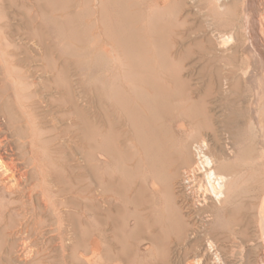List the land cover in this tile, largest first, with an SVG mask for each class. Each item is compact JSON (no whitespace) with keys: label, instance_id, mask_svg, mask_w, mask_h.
I'll return each instance as SVG.
<instances>
[{"label":"bare ground","instance_id":"obj_1","mask_svg":"<svg viewBox=\"0 0 264 264\" xmlns=\"http://www.w3.org/2000/svg\"><path fill=\"white\" fill-rule=\"evenodd\" d=\"M95 1L98 4L96 10L93 9ZM190 1L198 11L206 10L215 25L188 27L184 26L186 20L157 23L153 29L154 46L149 53L155 76L150 85L137 88L143 103L150 106H164L170 112L175 103L186 105V122L179 125L178 130L191 133L192 138L198 136V139L182 147L179 153L164 142L154 141L138 111L121 93L122 89L105 90L104 99L100 98L101 87L100 90L96 88L98 98L95 100L92 98L94 90L83 87L85 104L79 105L76 88L68 81L69 60L62 58L57 76H61L64 83L58 84L55 79V89L50 88L49 92L55 100L66 103L62 118L69 120L70 124L65 132L70 135L67 136L79 151L82 162H72V147L70 154L66 151L63 156L59 149L51 154L47 150L45 164L48 170L44 172L43 168H38L39 178L42 185L47 184L46 188L55 187L54 191L49 188V192L51 190L50 194L56 200L46 197L49 193H45L43 186L40 194L36 192L39 195L35 202L33 193L39 185L28 186V172L14 166L10 137L7 136L9 127L14 131L17 129L20 116L17 117L13 106L8 104L7 95L0 94V190L11 196V204L19 206L10 209L9 219L5 220L0 235L6 264H52V252L56 247L63 253L62 264H179L185 259V264H241L235 261L236 249L227 254V246H221L215 237L221 234L226 242L230 236L227 233L233 232L231 226H246L250 218L244 213L246 208L249 209L248 205L246 207L237 198L230 203V193L242 172L239 162L248 161L250 153L245 150L239 161L233 147L245 130L242 115L249 101L252 126L264 143V9L262 3L257 5V0ZM13 5L16 7L15 3ZM28 5L29 8L22 5L26 23L34 33L42 36L46 35V26L53 38L79 43L81 24L91 32L98 29V37L105 31L110 33L109 14H106L102 0H29ZM14 6L0 3V11ZM112 6L119 10L111 15L119 23L116 26L118 37L115 44L101 37L103 49L100 51L97 43L92 60L98 57L101 65L107 64L102 56L108 51L106 45L112 50L127 45L136 55L134 60L131 59L132 64L140 69L146 68L148 58L141 53L144 49L142 32L129 17L131 0H115ZM240 7L243 11L239 19ZM94 14H98L95 22L91 20ZM220 15L229 25H234L235 30L243 29L245 53L235 45L227 59L235 70L224 82L231 97L227 100L229 112L219 124L212 119L208 105L213 89L220 87L223 78L216 51L230 47L239 38V33L226 32L229 25H220L217 21ZM4 28L8 32L5 24ZM199 32L202 34L194 38L197 41L194 45L201 53L197 62L205 87L201 97L193 100L188 80L190 74L186 69L192 59V48L182 42L186 43L190 35ZM200 38L202 42L198 41ZM80 63L84 65L82 61ZM248 63L250 67L247 69ZM237 70L241 71L240 75ZM147 113L150 117L154 115L151 107ZM141 151L145 164H141ZM164 151L168 155L164 154L166 159L173 162L168 172L174 177L164 184V192L160 193L156 183L143 177L140 170L145 167L149 174H165L168 162L162 155ZM177 174L181 176L180 180L175 177ZM238 194L240 198L241 194ZM156 196L160 197L159 202ZM26 202L31 206L30 212L26 211ZM229 205H232L231 210L227 209ZM48 212L54 216V221ZM258 215L263 221L259 240L262 248L255 264H264V201ZM54 232L57 233L55 238L48 236ZM187 235H191V241ZM175 244L178 252H175ZM189 246L196 247L191 257H188Z\"/></svg>","mask_w":264,"mask_h":264},{"label":"rangeland","instance_id":"obj_2","mask_svg":"<svg viewBox=\"0 0 264 264\" xmlns=\"http://www.w3.org/2000/svg\"><path fill=\"white\" fill-rule=\"evenodd\" d=\"M9 1L11 0H0V3L3 4L6 3L7 5H10L12 3V6H14L13 3H15L16 5V7H8L9 9L7 8L5 11L3 10L5 15L2 11H0V94H3L5 96L7 95L6 99L8 100V104L13 106L15 112L17 113V117L20 116L18 117L19 123L16 125L17 129L14 131L13 128L9 127L7 130L8 132L6 131L7 136L10 137L7 138L8 141L10 140L9 143L13 152H11V154L14 155H12L14 159L13 164L16 169H24L28 172V186L31 187L35 184L39 185L38 187H36L37 190H35V192L33 193V199L35 202L36 197H38V195L40 194L41 187L43 188L44 186L41 184L38 168H43L44 172L48 170V167L45 164L48 154H51V152H54V150L56 149L61 150L62 156L63 153H66V151L68 154H70L69 151L72 147V162H82L79 151L76 150V146L74 147L72 143L73 141L71 142L70 137L68 138V136L70 135L65 132V129L70 124L69 120H65L62 118V115L66 109V103H64L62 100H55L54 97H52V94L49 92L50 88L53 90L55 89V79L57 80L56 83L58 84L64 83L61 76H57L59 71L61 70L62 58L69 60V63L67 65L68 81L71 85L74 86V88H76V100L79 105L85 104V97L83 93L84 88H92L94 90L93 96L95 98L91 96L92 94L89 96L95 100H97L96 98H98V91L96 92V90H100L99 87H101V89L103 90L100 91V93H102L100 98L104 99L105 90L110 88H119L120 90L122 89L121 93L128 100L132 108H134L135 111H138V113L142 117V121L148 127V132H150L151 137L157 143L162 144L164 142V144H168V146H170V148L174 152L179 153L182 147L198 139V136L192 138L191 133L178 130L179 125L185 124L186 122V115H184V107L186 105L183 102L175 103L169 112L168 109L164 108V106H150L147 103H143L142 99L139 96L140 94H138L137 92V88H145L147 85H150V83L152 82L151 80L155 76L151 70L152 58H149L151 47L152 45L154 46L153 29L155 25L157 23L166 24L167 22H169V20L177 23L182 22V20H186V24H184V26L187 25L188 27H207L208 24H214L216 22L211 17L207 16L206 10L198 11L196 7H193L194 3H192L190 0H181L184 5L186 4L185 6L179 0H131L132 6L129 7L131 15H129V17L131 18V21L142 32V43L144 49H142L141 53L144 57H146V59L148 58V66H145L146 68L143 67L142 69H140L132 64L133 62L131 61V59L134 60L136 55L132 53L133 50L131 49V46L127 45L123 46L122 49H119L117 47L113 50L109 45H106L105 48L108 51L102 54V56L106 58L105 60L107 61V64L105 63L101 65V63L99 62L100 59H98V57L93 56L95 58H93V60L95 61L92 60V55L94 54L92 51L96 49V44L98 43V48L100 51L101 49H103V42L101 41V37L104 39H108L109 43H114L115 39L118 37V34L116 33V26L119 23L117 24L116 20L111 17L113 11H119L116 8L114 9L112 6V3L115 0H102L104 8L106 10V14H109V31L111 34L105 31L103 33H100L101 37H98V29L94 28L91 32V30L88 31L87 26L81 24L79 43L67 42L66 40L53 38V36L50 34V30H47L49 28L46 26H43L46 31L45 36H42L37 32L34 33L35 31H32L31 26L27 25L24 16L25 12L22 9V5L28 6V8L30 7L28 5L29 0H13L14 2ZM258 2L263 4L262 8L264 9V0H257V5ZM97 5V1H95L93 9L96 10ZM182 5L184 8L182 7ZM257 5L256 8H258ZM241 7L239 8V14L237 16L239 17V19L241 18V12L243 11ZM97 17L98 14H94L91 20L95 22L97 20ZM224 20L225 18H223L222 15L217 18V21L221 26H228L229 24ZM4 24L6 25L8 32H6ZM226 29L227 33H232L233 35L239 33V38L238 41H234V43L230 47L226 49H218L216 51L220 61L218 62V65L221 68L223 78L220 87L213 89L212 94L210 95V98L208 100V105L211 111L212 119L214 118V121L218 122L219 124L223 122V120L225 119L224 117L227 116L226 114H228L229 112L227 110V103L231 97L230 91L228 90L229 87L228 85L225 86L224 82L226 79H229L228 74L231 73L232 70H235L234 66L228 64L227 59H229V57L232 55L237 45L240 46V50L243 51V54L245 53L243 49V45L245 42L243 29L240 27L239 30H235L236 27L234 25H229L228 27H226ZM201 34L202 32L197 33V35H190L186 43L182 42L184 46H187L189 44L192 48V59L190 64H187L186 69L188 71V75L190 74L188 80L190 82V93L191 97H193V100H198L201 97L205 87V79L202 78L199 73L200 66L197 62L198 57L201 56V53L197 46L194 45V43L197 42L194 40V38H198ZM110 36L113 39L109 38ZM198 41L202 42L201 38ZM178 44L182 45L181 42H178ZM46 47L49 49L46 50ZM80 61H82L84 65H82ZM249 67L250 64L248 63L246 65V68L248 69ZM101 73H104V75H102ZM236 73L240 75L241 71L237 70ZM99 75L100 77H98ZM145 75L149 80L145 78ZM245 85L248 86V84L246 83ZM130 90L134 91L131 92ZM94 103L96 102L94 101ZM245 106L246 107L242 115L243 123L241 122L245 130L238 137V142L235 141L236 143L234 144L233 149L234 153L239 158V161L245 150L250 153L247 157L248 161L246 160V162H239V169H241L242 172L240 171L239 177L236 181V185L233 186L230 193V203L236 200L234 198H237L239 199L238 201L246 204V207L248 205L249 209L246 208L244 213L245 217L249 215L248 217L250 218L247 219L249 221L246 225L247 227L242 225H232L230 229L233 230V232L227 233L228 236H230L227 238L226 242L222 239L221 234H218L215 239L221 246H227V254L231 249H236L234 250V254H236L235 261H239V263L241 264H247L249 262L251 264H255L256 260H259V258H257V255L262 248V241L259 240H261L260 236L263 229V225L261 224H263V221L260 219L258 214L259 209L261 208L262 201H264V143L261 141V137L258 135V131L252 126V114L249 107L250 101ZM149 107H151L154 111L153 117L148 116V113L146 114V111ZM244 117L245 120H243ZM176 118H178V122L176 121ZM250 124L251 127H249ZM220 131L218 132L219 134ZM177 132L179 133L177 134ZM241 139H243V141ZM69 143L71 144V146L69 145ZM47 150H50L48 151L50 153H48ZM164 154L166 156L168 155L165 151L162 153L165 161L168 162L166 164L167 171L165 172V174H149V170L145 167H142V169L140 170V172L143 174V177L146 176L148 180L150 179L151 181L156 183L158 189L160 188V193L164 192V184L169 183V180L174 177L172 173L168 172L171 169L173 162H170L168 159H166ZM140 156L142 160L141 164H143V162L145 164V156L143 154V151H141ZM11 174L12 173H9L10 176ZM14 174L15 173H13V175ZM9 175L7 174L8 177H10ZM175 177L178 180L181 179V176L179 174H177ZM13 179L14 178L11 179L12 182L14 181ZM46 185L43 188L46 194L49 193L47 194L48 196L46 195V197L51 201L56 200L50 194L51 190H55V187H49L53 188L49 192V188H46ZM235 191L238 192L236 193ZM36 192H38L39 194H36ZM238 193L241 194L240 198L242 201L240 200ZM10 198L11 196L0 190V235L3 229V225H5V220L9 219L10 209L16 208V206L19 207L18 205L11 204ZM156 199L159 202L160 197L156 196ZM229 206L227 207V209L231 210L232 205ZM31 210V206L26 202V211L30 212ZM48 215H50L51 220L54 221V218H52L54 216L50 212H48ZM190 232L191 230L189 231V233ZM56 235V232L48 234V236H52L54 238L56 237ZM233 237L235 239H233ZM187 238L189 239V241H191L192 237L191 235H187ZM177 246L178 245L176 244L174 246L175 252H178V249H176ZM230 246H234V248ZM188 248V257H191L194 248L196 247L189 246ZM2 251L0 247V258L2 255L0 261L2 262V264H6L7 262L4 258V255L2 254ZM52 253L54 257L52 264H62L63 253L61 249L59 247H56L53 249ZM186 260L187 259L182 260V262L179 264H185Z\"/></svg>","mask_w":264,"mask_h":264}]
</instances>
